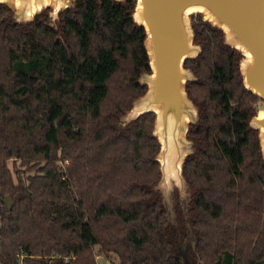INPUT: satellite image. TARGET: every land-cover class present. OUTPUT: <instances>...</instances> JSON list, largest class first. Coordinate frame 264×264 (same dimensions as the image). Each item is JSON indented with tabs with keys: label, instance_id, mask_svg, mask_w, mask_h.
Returning a JSON list of instances; mask_svg holds the SVG:
<instances>
[{
	"label": "trees",
	"instance_id": "obj_1",
	"mask_svg": "<svg viewBox=\"0 0 264 264\" xmlns=\"http://www.w3.org/2000/svg\"><path fill=\"white\" fill-rule=\"evenodd\" d=\"M136 0H79L17 22L0 3V264H264V158L250 125L261 97L241 53L192 15L187 83L199 120L183 174L190 224L156 188L154 112L122 116L151 72ZM9 196V207L4 198Z\"/></svg>",
	"mask_w": 264,
	"mask_h": 264
},
{
	"label": "water",
	"instance_id": "obj_2",
	"mask_svg": "<svg viewBox=\"0 0 264 264\" xmlns=\"http://www.w3.org/2000/svg\"><path fill=\"white\" fill-rule=\"evenodd\" d=\"M77 1L0 0V3L13 11L17 22H29L46 9L55 21L60 12ZM197 13L221 29L225 42L241 53L243 84L264 99V0H136L134 19L145 29L151 72L140 76L139 81L147 89L133 101L122 120L126 124L146 112H154L153 134L160 143L156 158L161 171L156 188L161 191L168 211L173 210L176 193H183L186 185L189 188L183 174L185 160L194 151L188 131L199 120L198 106L187 91V83L195 75L185 66L186 59L201 51L195 42L192 22V15ZM250 125L258 130L264 158V111L254 115ZM4 201L9 207L13 204L9 196Z\"/></svg>",
	"mask_w": 264,
	"mask_h": 264
},
{
	"label": "rangeland",
	"instance_id": "obj_3",
	"mask_svg": "<svg viewBox=\"0 0 264 264\" xmlns=\"http://www.w3.org/2000/svg\"><path fill=\"white\" fill-rule=\"evenodd\" d=\"M258 111L264 109V99L260 100L258 103ZM178 191V189H177ZM191 191L186 185V189L183 193H176L174 202H173V210L169 211L170 219L180 227H185L190 224V213H189V203L191 199ZM164 197H168L164 193ZM98 264H119L118 259L113 254H98L97 255Z\"/></svg>",
	"mask_w": 264,
	"mask_h": 264
},
{
	"label": "built area",
	"instance_id": "obj_4",
	"mask_svg": "<svg viewBox=\"0 0 264 264\" xmlns=\"http://www.w3.org/2000/svg\"><path fill=\"white\" fill-rule=\"evenodd\" d=\"M1 221H2V214L0 213V223H1ZM18 255H19V261H18V263L19 264H24L23 263V253H22V250L20 251V253Z\"/></svg>",
	"mask_w": 264,
	"mask_h": 264
},
{
	"label": "bare ground",
	"instance_id": "obj_5",
	"mask_svg": "<svg viewBox=\"0 0 264 264\" xmlns=\"http://www.w3.org/2000/svg\"><path fill=\"white\" fill-rule=\"evenodd\" d=\"M263 111H264V109H263V110H261L260 114H263Z\"/></svg>",
	"mask_w": 264,
	"mask_h": 264
}]
</instances>
